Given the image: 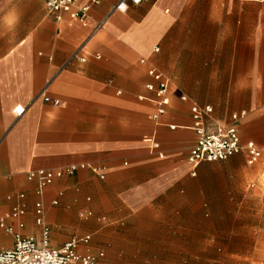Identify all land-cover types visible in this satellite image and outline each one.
Segmentation results:
<instances>
[{"label":"crops","instance_id":"1","mask_svg":"<svg viewBox=\"0 0 264 264\" xmlns=\"http://www.w3.org/2000/svg\"><path fill=\"white\" fill-rule=\"evenodd\" d=\"M121 1L96 0L81 24L56 21L42 0H0V225L36 240L46 228L53 249L89 237L78 253H102L96 264H244L233 246L260 239L264 151L252 165L244 153L190 163V107L262 148L264 0ZM151 68L169 81L157 120ZM72 166L39 197L26 177ZM21 193L20 230L10 213ZM13 245L0 226V251Z\"/></svg>","mask_w":264,"mask_h":264},{"label":"built area","instance_id":"2","mask_svg":"<svg viewBox=\"0 0 264 264\" xmlns=\"http://www.w3.org/2000/svg\"><path fill=\"white\" fill-rule=\"evenodd\" d=\"M48 15L53 16L56 21L61 20L63 15H66L70 20L83 23L87 13L90 9V4L95 3L96 0H85V4H80L81 0H42ZM145 0H122L116 7L117 10L124 11L127 4L139 5ZM101 28V26H99ZM155 52L157 50H154ZM80 50L72 55V59H77L81 62L85 61L80 55ZM100 59L99 56H95ZM144 63V60H141ZM147 76L151 82L147 83L144 88L154 95V103L156 112L153 119L157 120L166 114L167 108L170 105L169 99V81L162 72L155 68L147 71ZM44 102H52L53 105L58 106V101H51L48 97L43 98ZM182 101H186L182 97ZM15 114L20 117L24 113V108L17 107L14 110ZM212 109L209 107H199L193 105L190 107L191 119L193 122L192 128L197 135L195 144L191 147L188 154V161L194 165L202 162L213 163L225 161L233 156L245 154L247 156L248 164L256 163L264 151L262 148L255 146L253 142L242 144L238 132L232 126L209 125L206 123V118L211 114ZM232 120H237V116L233 115ZM171 130L174 127H170ZM157 145H154V148ZM94 174L99 175L100 179H104L103 169L98 166H90ZM75 167H67L57 170H37L29 172L26 177L27 180L35 184V195L40 196L45 188L52 185L55 179L61 178L65 173L72 174ZM10 199V197H7ZM19 204L11 209L10 217L17 224L18 229H23L22 222L25 216V206L21 203L25 199L24 194H18ZM52 205H57L56 201ZM34 213L36 215V224H42V216L44 213L43 205L40 201L34 203ZM85 218L92 216L91 213H85ZM5 232L13 234L14 245L11 249L0 251V264H96L102 253L79 254V245L87 244L89 237L82 239L73 238L64 243L60 248L53 249L49 246L48 230L44 228L40 240L34 237H23L15 233L12 228L0 225Z\"/></svg>","mask_w":264,"mask_h":264},{"label":"rangeland","instance_id":"3","mask_svg":"<svg viewBox=\"0 0 264 264\" xmlns=\"http://www.w3.org/2000/svg\"><path fill=\"white\" fill-rule=\"evenodd\" d=\"M264 161V158L262 159ZM255 222V221H254ZM256 223L259 226L258 234L260 235V239L258 242L248 246V245H237L233 246L234 248H239L245 251L244 254V264H264V211L258 217ZM247 230L241 229V232H246Z\"/></svg>","mask_w":264,"mask_h":264}]
</instances>
